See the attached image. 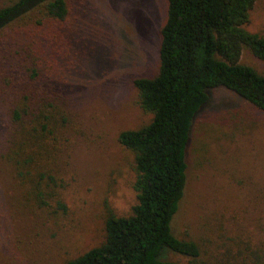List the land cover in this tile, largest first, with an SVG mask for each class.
<instances>
[{"label":"rangeland","instance_id":"rangeland-1","mask_svg":"<svg viewBox=\"0 0 264 264\" xmlns=\"http://www.w3.org/2000/svg\"><path fill=\"white\" fill-rule=\"evenodd\" d=\"M11 1L0 0V6ZM166 4L70 0L67 20L53 28L56 41L37 57L38 68L51 72L49 81L62 94L58 104L66 121L39 140L41 155L31 167L49 171L56 185L42 184L47 204L40 206L33 184L22 186L11 165L0 160V264L73 259L104 241L109 212L131 214L137 201L134 154L118 135L152 118L139 106L133 81L157 72ZM245 27L264 35V0H254ZM240 62L264 75V61L247 49ZM1 103L0 153L5 154ZM186 162V184L171 229L178 238L195 241L200 254L168 252V259L264 262V112L224 87L210 90L194 117Z\"/></svg>","mask_w":264,"mask_h":264},{"label":"trees","instance_id":"trees-1","mask_svg":"<svg viewBox=\"0 0 264 264\" xmlns=\"http://www.w3.org/2000/svg\"><path fill=\"white\" fill-rule=\"evenodd\" d=\"M166 2L157 72L133 81L139 106L152 118L118 135L134 154L137 201L128 216L109 212L100 245L59 264H180L168 259V252L197 258V243L171 229L186 184L194 117L218 87L264 112V75L240 62L244 49L264 61V35L245 27L254 0ZM70 12V0H14L0 6V103L8 145L0 160L11 165L22 186L33 184L40 206L47 204L42 184L56 185V178L49 171H33L31 164L41 155L39 140L66 117L58 104L62 94L49 81L51 72L38 68L37 57L56 41L53 28ZM58 207L65 209L60 202Z\"/></svg>","mask_w":264,"mask_h":264}]
</instances>
